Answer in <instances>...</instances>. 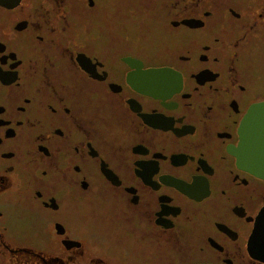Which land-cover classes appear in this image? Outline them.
I'll use <instances>...</instances> for the list:
<instances>
[{
	"label": "flooded vegetation",
	"instance_id": "obj_1",
	"mask_svg": "<svg viewBox=\"0 0 264 264\" xmlns=\"http://www.w3.org/2000/svg\"><path fill=\"white\" fill-rule=\"evenodd\" d=\"M259 103L264 0H0V258L264 264Z\"/></svg>",
	"mask_w": 264,
	"mask_h": 264
},
{
	"label": "water",
	"instance_id": "obj_2",
	"mask_svg": "<svg viewBox=\"0 0 264 264\" xmlns=\"http://www.w3.org/2000/svg\"><path fill=\"white\" fill-rule=\"evenodd\" d=\"M238 134L240 140L238 151L249 158V162L254 166L256 161L253 158V152L259 143L264 146V103L256 104L249 109L241 123ZM261 162L264 165V160ZM262 225H264V222ZM255 241V232H253L251 237L252 252L254 249L258 250V247L255 246ZM262 250H264V247Z\"/></svg>",
	"mask_w": 264,
	"mask_h": 264
},
{
	"label": "bare ground",
	"instance_id": "obj_3",
	"mask_svg": "<svg viewBox=\"0 0 264 264\" xmlns=\"http://www.w3.org/2000/svg\"><path fill=\"white\" fill-rule=\"evenodd\" d=\"M264 146L259 143L257 146H256V149L254 150L253 152V158L255 159V161L257 163H262L261 161L264 160ZM246 157V156H245ZM247 158V157H246ZM249 160V158H247ZM250 161V160H249Z\"/></svg>",
	"mask_w": 264,
	"mask_h": 264
},
{
	"label": "rangeland",
	"instance_id": "obj_4",
	"mask_svg": "<svg viewBox=\"0 0 264 264\" xmlns=\"http://www.w3.org/2000/svg\"><path fill=\"white\" fill-rule=\"evenodd\" d=\"M158 72H159V70H152V71H150V74L153 75V74H156V73H158ZM0 250H1V247H0ZM0 254L3 255V256H5L6 253H4V252H0ZM26 261H27V260H26L24 257H22V258L20 259V264H25ZM0 264H14V263H13V261L7 263V258H5V257H1V258H0Z\"/></svg>",
	"mask_w": 264,
	"mask_h": 264
}]
</instances>
